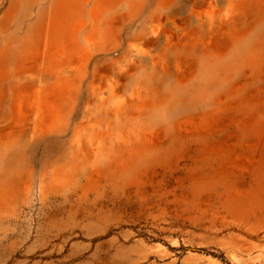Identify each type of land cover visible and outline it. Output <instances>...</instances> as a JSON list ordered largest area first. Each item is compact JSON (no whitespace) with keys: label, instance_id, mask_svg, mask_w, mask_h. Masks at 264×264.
Listing matches in <instances>:
<instances>
[{"label":"rangeland","instance_id":"374dc122","mask_svg":"<svg viewBox=\"0 0 264 264\" xmlns=\"http://www.w3.org/2000/svg\"><path fill=\"white\" fill-rule=\"evenodd\" d=\"M0 264H264V0H0Z\"/></svg>","mask_w":264,"mask_h":264}]
</instances>
